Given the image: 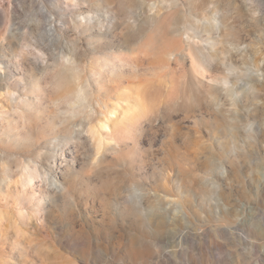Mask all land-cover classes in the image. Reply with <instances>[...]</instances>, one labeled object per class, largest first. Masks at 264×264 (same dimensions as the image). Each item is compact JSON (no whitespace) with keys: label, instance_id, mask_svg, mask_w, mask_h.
<instances>
[{"label":"rangeland","instance_id":"obj_1","mask_svg":"<svg viewBox=\"0 0 264 264\" xmlns=\"http://www.w3.org/2000/svg\"><path fill=\"white\" fill-rule=\"evenodd\" d=\"M0 264H264V0H0Z\"/></svg>","mask_w":264,"mask_h":264},{"label":"bare ground","instance_id":"obj_2","mask_svg":"<svg viewBox=\"0 0 264 264\" xmlns=\"http://www.w3.org/2000/svg\"><path fill=\"white\" fill-rule=\"evenodd\" d=\"M66 1H70V0H66ZM80 15L81 14H79L78 17H80ZM84 18H87V16L85 15ZM76 22L79 25L80 24L83 25L81 20H77ZM84 26H87V25H84ZM164 28H165V26H164ZM185 40H186L187 44L190 47L191 54L193 55L194 61H195L196 57L198 56V51H197V48L193 44H195L196 41L191 39L190 36H187V38ZM151 41L145 42V45H147V46L152 45L153 41L152 42ZM163 54L176 57L177 52H174L173 50H171V51L165 50V51H163ZM69 59H70L69 56H67V60H69ZM121 61L124 62V60H121ZM193 65H194V67H192V73H193L194 76L198 77L199 68H198V66L196 65L195 62H193ZM118 66H119V64L116 63V59L106 60V62L104 64L100 65V70L96 71V74H95L97 76L98 82L100 83V87L103 85L102 82H103L105 77L110 76V78H112V77L116 76V74L118 73V69H117ZM183 97H184V101L185 102L190 98L189 96H187V92H184ZM85 98H86V91L83 88H81L80 91L78 92L75 100H73L76 103L74 102L73 104L75 105L77 103H81V102H83L85 100ZM39 100H40L39 96H36V95H33V94H27V97H23L21 102H23L26 105L27 108L31 109L36 104L39 103ZM71 103H72V101L70 102V104ZM143 106H144L143 103L140 100L137 99L136 103H130L129 102L126 107L128 108V111L130 113H137L139 110L144 109ZM19 111H20V113H22L24 111V109L21 106H19ZM117 119H113L112 125ZM127 119H128L127 117L122 118L121 124L122 125L126 124L125 122H126ZM101 125H102V127H106V124L104 126V123H102ZM120 131H121V133H125L127 130L126 129H122ZM85 132L88 135L90 134V136L92 138L99 139L98 150H100L101 147H102L103 138L100 135H98V131L96 130L95 126L94 125H90L89 127L86 128ZM106 134L111 136L112 140L115 141V144L111 145L110 147L118 148V146L120 145V141H119V138L117 139V137L113 136V134H114L113 126L111 127L110 131H106ZM72 138L73 137L71 135L70 139H72ZM69 154L70 155L72 154L71 150H69ZM41 174L42 173L39 171L38 167H31V168L27 169V172L24 174V177L22 179L23 185L25 187L32 186V185H34V182H35V180L37 178H41L42 181L44 180L46 182L47 181H50V182L52 181L54 183L58 182V179L55 176H50L48 173H46V175H41Z\"/></svg>","mask_w":264,"mask_h":264}]
</instances>
